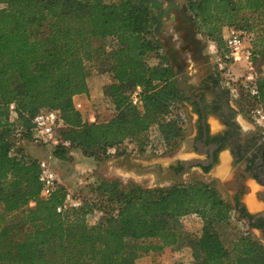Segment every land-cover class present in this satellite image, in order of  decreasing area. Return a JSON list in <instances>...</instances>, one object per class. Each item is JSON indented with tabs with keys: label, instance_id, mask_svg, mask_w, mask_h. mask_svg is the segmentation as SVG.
I'll use <instances>...</instances> for the list:
<instances>
[{
	"label": "trees",
	"instance_id": "obj_1",
	"mask_svg": "<svg viewBox=\"0 0 264 264\" xmlns=\"http://www.w3.org/2000/svg\"><path fill=\"white\" fill-rule=\"evenodd\" d=\"M187 8L226 60L223 29L253 33L255 61L264 66V0H187ZM156 12L155 0H0V264H136L167 247L192 249L191 261L174 264H264V243L249 230L224 233L237 207L213 184L164 189L103 179L92 198L61 211L67 187L41 196V160L22 143L33 140L40 112L60 114L52 153L62 160L72 149L117 157L131 152L127 143L137 153L158 152L157 143L172 148L181 137L176 72L166 59L149 64L152 55L160 58ZM97 60L112 78L114 114L88 121L75 97L89 94L88 65ZM137 85L142 106L131 102ZM257 87L251 97L264 107L261 70ZM192 214L203 223L199 234L182 222Z\"/></svg>",
	"mask_w": 264,
	"mask_h": 264
},
{
	"label": "rangeland",
	"instance_id": "obj_2",
	"mask_svg": "<svg viewBox=\"0 0 264 264\" xmlns=\"http://www.w3.org/2000/svg\"><path fill=\"white\" fill-rule=\"evenodd\" d=\"M155 3L157 6L155 33L157 40L161 43V50L159 51L160 58L152 55L149 58V64L157 65L163 61L162 59H166L167 64L171 65L177 76L179 71L190 74L197 70L198 66L196 64L199 65L202 59L211 61L217 66L224 85L230 88L242 119L255 122L253 110L256 104L247 87L244 86V82L249 72H256L259 76L261 70L264 75V66L261 67L255 61V67L251 70L244 56L238 60L231 57V60H226L225 51H219L215 42L198 31V26L193 22V18L188 12L187 0H155ZM223 34L224 39H226L229 30L223 29ZM249 34L253 33L245 35L248 36ZM253 39L254 34L251 37H246L245 45L247 47L252 46ZM197 47L200 48V52L197 51ZM88 68L90 92L88 95L78 97V101L84 103L81 113L84 119L88 121H94L95 118L101 121L110 119L114 114V105L109 89L112 83L111 75L105 70V65L101 60L93 61L88 65ZM179 105L178 115L182 120L184 130L172 148H166L165 145L157 143L159 146L158 152L148 150L145 153H137L133 150L134 145L127 143L125 147L131 152L126 154L144 165L154 162L165 164L168 161L166 159L185 157L186 141L192 136L193 123L186 105L182 102ZM257 125L261 129L264 128V124L258 122ZM62 129L63 127H60L56 130V135L60 138V141ZM22 143L26 153L31 157L46 161L47 165L55 171L58 183L67 187L71 196L76 199L92 198L94 194L92 193V186L103 179L117 180L125 187L138 184L144 188L160 187L165 189L175 184L173 181H168L157 185L153 175H137L131 169L129 170L126 165L113 166L111 161L119 156L109 159H97L83 154L78 149H72L68 158L62 160L53 155L54 145H44L33 140H23ZM123 155L125 154L120 155V157ZM194 181L215 185L225 199L231 201L230 191L233 192L235 186L232 179L223 181L221 178L213 177L210 173H202L199 169H193L186 175L184 183ZM182 222L185 228L193 233L199 234L202 230L203 223L197 216H185L182 218ZM247 230H249L247 223L241 220L237 214H234L231 225L225 228L224 233L234 235L238 231L244 232ZM252 234L254 235V233ZM192 259L193 254L190 247L177 250L167 247L160 253H151L139 258L136 264H174L179 261L188 262Z\"/></svg>",
	"mask_w": 264,
	"mask_h": 264
},
{
	"label": "flooded vegetation",
	"instance_id": "obj_3",
	"mask_svg": "<svg viewBox=\"0 0 264 264\" xmlns=\"http://www.w3.org/2000/svg\"><path fill=\"white\" fill-rule=\"evenodd\" d=\"M197 51L200 52L199 47ZM201 61L190 74L179 71L176 83L193 123L192 136L186 141L187 150L193 155L166 159L165 164L140 163V168L156 166L160 171L174 169L180 173L185 164L196 162L191 164L192 170L209 173L219 164L222 153L227 152L235 182L230 202L237 207V215L247 223L249 231L264 243V128L258 127L255 118V122L242 119L217 66L209 60ZM168 181L177 183L174 179ZM250 181L257 189L249 205L243 198L252 190Z\"/></svg>",
	"mask_w": 264,
	"mask_h": 264
},
{
	"label": "built area",
	"instance_id": "obj_4",
	"mask_svg": "<svg viewBox=\"0 0 264 264\" xmlns=\"http://www.w3.org/2000/svg\"><path fill=\"white\" fill-rule=\"evenodd\" d=\"M253 34L243 35L234 28L229 29V35L226 37V44L229 49V57L238 60L242 56L245 57L246 62L251 70L255 67V54L252 46L245 45V38L251 37ZM258 75L256 72H249L246 76L244 86L247 87L248 92L255 96L258 94L257 87ZM143 87L137 85L131 93V102L136 106H142L143 99ZM78 97H75V107L78 111L82 112L83 102L78 101ZM10 112L13 118H16V107L12 103L10 105ZM253 116L255 119L264 124V107L261 105H256L253 110ZM62 119L60 114L55 110H48L38 113L33 119V141L41 143L44 145L51 144L57 145L60 142V138L56 135V130L62 127ZM42 173L40 175V180L42 182V192L41 196L48 198L57 189L59 183L55 171L47 165L46 161H41ZM82 203V199H76L69 193L67 199L63 206L58 208V211L64 210L70 207H78ZM196 216L195 214H192ZM190 216V215H188Z\"/></svg>",
	"mask_w": 264,
	"mask_h": 264
},
{
	"label": "water",
	"instance_id": "obj_5",
	"mask_svg": "<svg viewBox=\"0 0 264 264\" xmlns=\"http://www.w3.org/2000/svg\"><path fill=\"white\" fill-rule=\"evenodd\" d=\"M113 166L121 167L126 164L127 168L137 175H153L154 177H158L159 180H156V184H162L170 179H174L177 183L183 184L185 182V177L188 175L192 168L191 164H196V162H190L185 164V169L177 173L174 169H166L164 171H160L156 166H152L150 168L142 169L140 168V162L135 158L130 156L129 154H125L124 156L115 158L111 161Z\"/></svg>",
	"mask_w": 264,
	"mask_h": 264
},
{
	"label": "crops",
	"instance_id": "obj_6",
	"mask_svg": "<svg viewBox=\"0 0 264 264\" xmlns=\"http://www.w3.org/2000/svg\"><path fill=\"white\" fill-rule=\"evenodd\" d=\"M229 30L230 28L225 27L224 30ZM186 156H190L193 155L192 151H188L186 150ZM185 156V157H186ZM183 157V156H180ZM226 157V158H224ZM213 177H218L221 178L223 181H229L232 179V167H231V161L229 158V155L227 152L222 153L221 155V159L218 165H216L210 172H209ZM251 185L252 190L250 189V191L248 193H246V195L244 196L243 200L245 202H247V204H252L253 202V198H254V192L257 189V186L253 183V182H249ZM231 194L233 193L232 191H230Z\"/></svg>",
	"mask_w": 264,
	"mask_h": 264
}]
</instances>
